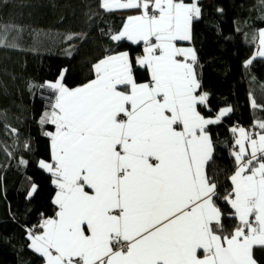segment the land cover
Here are the masks:
<instances>
[{
    "label": "snow or ice",
    "instance_id": "6c2138e0",
    "mask_svg": "<svg viewBox=\"0 0 264 264\" xmlns=\"http://www.w3.org/2000/svg\"><path fill=\"white\" fill-rule=\"evenodd\" d=\"M102 6L143 10L112 39L142 41L144 54L108 55L94 65L95 78L74 89L48 85L56 92L45 117L55 125L47 133L54 163L40 164L53 176L58 210L40 235L30 234V246L46 264H255L253 246H264V135L241 130L236 142L225 200L239 223L226 234L205 171L212 151L205 126L216 121L197 110L206 95L197 92L195 51L176 44L191 40L200 8L183 0ZM259 45L264 56V30ZM134 64L150 73L148 82H137Z\"/></svg>",
    "mask_w": 264,
    "mask_h": 264
},
{
    "label": "trees",
    "instance_id": "16d2710c",
    "mask_svg": "<svg viewBox=\"0 0 264 264\" xmlns=\"http://www.w3.org/2000/svg\"><path fill=\"white\" fill-rule=\"evenodd\" d=\"M104 1L0 0V264H43L24 228L57 211L52 178L39 167L50 160L46 133L54 130L40 121L55 103L48 85L59 80L74 89L95 78L94 65L106 56L127 52L135 61L142 54L141 44L112 39L134 12L108 11ZM193 1L200 15L191 24L192 45L207 98L198 111L212 119L230 109L206 128L214 150L205 166L227 234L239 223L225 200L236 167L229 152L234 129L250 138L264 134V57L253 56L264 29V0H183ZM134 78L149 80L136 64ZM252 257L264 264V246H254Z\"/></svg>",
    "mask_w": 264,
    "mask_h": 264
},
{
    "label": "crops",
    "instance_id": "0c3cea01",
    "mask_svg": "<svg viewBox=\"0 0 264 264\" xmlns=\"http://www.w3.org/2000/svg\"><path fill=\"white\" fill-rule=\"evenodd\" d=\"M119 2L124 3V2H127V0H126V1H119ZM192 3H196V5H197V1H193ZM192 3H191V4H192ZM103 4H104V3H103ZM104 9H105V8H104ZM115 10H130L131 12H134L133 14H131V15H129V16L140 15V14L142 13V11H143L142 9H136V8L122 9V8H116V7H113L112 10H108V11H115ZM129 16H128V17H129ZM128 17L126 18V20H125V22H124V24H123L121 30L123 29L125 23L127 22ZM194 18H195V17H194ZM194 18H193V20H194ZM193 20H192V21H193ZM121 30H120V31H121ZM263 30H264V29H263ZM122 39H125V40L129 41L130 43H133L132 41H130V40L126 39V38H122ZM258 42H259V41H258ZM133 44H141V45L143 46V48H142V54L139 55V56H142V55L144 54V48L146 47L145 43L141 41V42L133 43ZM176 44H177V47H181V48H192V49L195 51V48H194L193 45H192V35H191V40H190V41H177ZM256 48H257V46H256ZM255 52H256V50L254 51V58L264 57V56L257 55ZM195 53H196V51H195ZM116 54H117V53H116ZM112 55H115V54H112ZM139 56H138V57H139ZM136 58H137V57H136ZM136 58H135V59H136ZM196 62H197V54H196ZM136 67L141 68V69H145L144 67L140 66L139 64H136ZM194 69H195V72H196L197 79H198V81H199V83H200V80H199V70H198V69H199V65H197V63L194 64ZM145 70H146V69H145ZM146 71H147V70H146ZM147 74H148V77H149V80H150V73H149L148 71H147ZM147 82H148V81H147ZM143 83H146V82H143ZM197 92H198L199 94H205V93H203V92H200V88L197 90ZM206 102H207V98H206V100H205V103L200 104V105H201V106H205V105H206ZM52 110H53V109H52ZM52 110H51V111L44 112L43 115H42V117H41V120H40L42 124L49 125V126H52V127L54 128V130H53L52 132H47V133H54V132H55V125L52 124V123H50V122H47V121L45 120L46 115H47V114H50V113L52 112ZM197 110H198V109H197ZM224 110H226V109H224ZM220 113H221V112H220ZM220 113H219V115H218L217 117H215V118H212V119L205 118V119L216 121L215 123H210V124H217V123L221 120V118H223L224 116H226V115L228 114V111H227L226 114L223 115V116H220ZM217 118H218V119H217ZM210 124H208V125H210ZM208 125L205 126V132H206V128H207ZM241 130H243V129H241V128H235V129H234V132L236 133L235 146L237 147V152H239V145H238L236 142H237L238 139L241 138ZM243 131H244V133H246L247 136L249 137L248 133H247L245 130H243ZM47 133H46V136L50 139V153H51V156H50V160H48V161H44V162H46V163H50V164H51V163H54V161H53V159H52L51 138H50L49 135H47ZM206 134L208 135V137H209V139H210V141H211L212 151H211V154H210L209 158H208V159L206 160V162H205V166H206V163L208 162V160L212 157V155H213V150H214L212 139L210 138V135H209L207 132H206ZM260 135H264V134H257L254 138H251V139H256V140H258V138H259ZM249 144H250V140H246V141H245V145H246V153H245V157H244V159H252V156H251V154H252V149H251L250 146H248ZM231 155H232V158H233V160H234V163H235L236 167H238L237 161H236V159H235V155H234V154H231ZM258 156H260V153H257V157H258ZM42 161H43V160H42ZM40 162H41V161H40ZM40 162H39V167H40L42 170H44L45 172H47V173L51 176V178H52V180H53V176H52V174H51L50 172L46 171L44 168H42ZM257 167H258V166H257ZM236 170H237V169H236ZM236 170L233 172V174L236 172ZM233 174H232V175H233ZM232 175H231V176H232ZM231 176H230V182H231ZM231 184H232V182H231ZM53 185H54V184H53ZM54 188H55V193H54V195H53L52 201H53V199L55 198L56 192H57V190H58V189L56 188L55 185H54ZM232 188H233V185H232ZM231 192H232V190H231ZM52 204H53V203H52ZM229 205H230V204H229ZM53 206L56 208V210H58V208H57L56 205L53 204ZM230 207H231V206H230ZM233 211H234V209H233ZM48 219H49V218H48ZM251 219L254 220V216L251 217ZM45 220H46V219H45ZM237 220H238V219H237ZM43 221H44V220H43ZM238 222H239V221H238ZM42 223H43V222H42ZM42 231H43V229L41 230V232H40L38 235H40V234L42 233ZM29 241H30V244H29V248H30V250H31L34 254L40 256V257L43 259V264H46L45 258L42 257L39 253H37V252H36V251L30 246V245H31V239H30ZM255 246H258V245H255ZM253 247H254V246H253ZM54 254H55V253H54ZM255 264H256V263H255Z\"/></svg>",
    "mask_w": 264,
    "mask_h": 264
},
{
    "label": "built area",
    "instance_id": "2783aa9c",
    "mask_svg": "<svg viewBox=\"0 0 264 264\" xmlns=\"http://www.w3.org/2000/svg\"><path fill=\"white\" fill-rule=\"evenodd\" d=\"M179 59H183V58L180 57ZM229 152H230V154H234V153L237 152V148L235 146H231L230 149H229ZM260 159H261V156H258L257 159L253 161V163H254L255 166H258V164L260 162ZM247 160H249V159H245V162H247ZM236 169H237V167H235L234 171ZM33 228L34 227H32L30 230H26L25 231L26 234L28 235V237H30V234L37 235V233L39 232V231H34Z\"/></svg>",
    "mask_w": 264,
    "mask_h": 264
},
{
    "label": "rangeland",
    "instance_id": "374dc122",
    "mask_svg": "<svg viewBox=\"0 0 264 264\" xmlns=\"http://www.w3.org/2000/svg\"><path fill=\"white\" fill-rule=\"evenodd\" d=\"M104 2H105V1H104ZM109 2L111 3L112 0H109ZM259 48H260V45H259V42H258V44H257V48H255V50H256L255 53H256L257 55H259V51H258ZM253 56H254V55H253ZM181 58H182V57H181ZM32 193H33V192H32ZM37 222H38V224L42 225L43 219H40V218H39V219L37 220ZM40 232H41V231H39V232L37 233V235H38Z\"/></svg>",
    "mask_w": 264,
    "mask_h": 264
},
{
    "label": "bare ground",
    "instance_id": "6f19581e",
    "mask_svg": "<svg viewBox=\"0 0 264 264\" xmlns=\"http://www.w3.org/2000/svg\"><path fill=\"white\" fill-rule=\"evenodd\" d=\"M30 229H31V228H30ZM30 229H26V228H24V230H30ZM33 230H34V231H41V230H42L41 225L39 224L38 226H35V227L33 228Z\"/></svg>",
    "mask_w": 264,
    "mask_h": 264
}]
</instances>
